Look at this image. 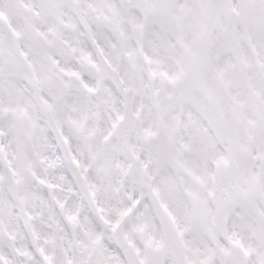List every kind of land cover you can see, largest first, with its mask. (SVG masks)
I'll return each instance as SVG.
<instances>
[{
  "label": "snow or ice",
  "instance_id": "1",
  "mask_svg": "<svg viewBox=\"0 0 264 264\" xmlns=\"http://www.w3.org/2000/svg\"><path fill=\"white\" fill-rule=\"evenodd\" d=\"M0 264H264V0H0Z\"/></svg>",
  "mask_w": 264,
  "mask_h": 264
}]
</instances>
